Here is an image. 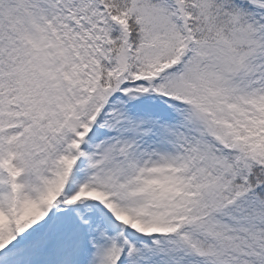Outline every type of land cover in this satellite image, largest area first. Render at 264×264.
Segmentation results:
<instances>
[{
	"label": "snow or ice",
	"instance_id": "obj_1",
	"mask_svg": "<svg viewBox=\"0 0 264 264\" xmlns=\"http://www.w3.org/2000/svg\"><path fill=\"white\" fill-rule=\"evenodd\" d=\"M0 264H264V0H0Z\"/></svg>",
	"mask_w": 264,
	"mask_h": 264
}]
</instances>
